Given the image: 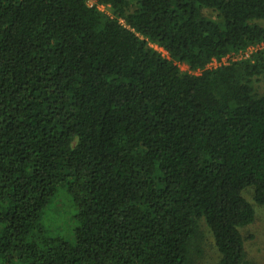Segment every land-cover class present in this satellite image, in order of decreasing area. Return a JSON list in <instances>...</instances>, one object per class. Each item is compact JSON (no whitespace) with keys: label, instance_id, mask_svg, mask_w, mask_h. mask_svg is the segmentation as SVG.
I'll list each match as a JSON object with an SVG mask.
<instances>
[{"label":"trees","instance_id":"trees-1","mask_svg":"<svg viewBox=\"0 0 264 264\" xmlns=\"http://www.w3.org/2000/svg\"><path fill=\"white\" fill-rule=\"evenodd\" d=\"M94 1L0 0V264H202L203 224L245 264L264 0ZM60 188L73 241L43 221Z\"/></svg>","mask_w":264,"mask_h":264},{"label":"rangeland","instance_id":"rangeland-1","mask_svg":"<svg viewBox=\"0 0 264 264\" xmlns=\"http://www.w3.org/2000/svg\"><path fill=\"white\" fill-rule=\"evenodd\" d=\"M89 1L91 4L96 2L94 0ZM100 7L107 13H111L109 8L103 5ZM180 65L182 69L186 70L185 64ZM62 191L64 192V190L60 188L54 201L49 205L43 221L51 229L52 233L63 235L66 239L73 241L75 239L74 228L76 226L75 214L77 212V208L75 205L71 206L70 203H64L63 201H57L54 204L56 198H59V196L63 193ZM247 195L251 197L252 193L248 192ZM251 201L255 202L253 200ZM52 207H54L57 214L53 213ZM256 208L257 214L255 221L244 227L242 230L246 238L245 245L247 250V261L245 264H264V208L257 204ZM67 210L69 212H67ZM199 241L203 248L201 255L202 259L200 262L202 264H215L216 260L219 258V252L215 245L213 234L205 224L202 226Z\"/></svg>","mask_w":264,"mask_h":264},{"label":"built area","instance_id":"built-area-1","mask_svg":"<svg viewBox=\"0 0 264 264\" xmlns=\"http://www.w3.org/2000/svg\"><path fill=\"white\" fill-rule=\"evenodd\" d=\"M156 48H158L159 50H161L164 54H167V51L158 46V45H155ZM254 48H251L250 50H248L246 52V56L248 57L250 55V53L253 51ZM245 54L244 53H232V54H229L225 57H223L221 60L219 59H213L209 64H208V67L209 68H215V67H218L222 64H226V63H229L230 61H235V60H238V59H241ZM186 66V70H190L189 67L187 65ZM200 72V71H198Z\"/></svg>","mask_w":264,"mask_h":264}]
</instances>
